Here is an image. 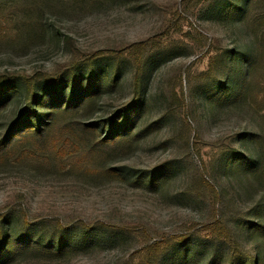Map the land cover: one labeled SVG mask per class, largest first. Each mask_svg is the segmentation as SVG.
Masks as SVG:
<instances>
[{
    "label": "rangeland",
    "instance_id": "obj_1",
    "mask_svg": "<svg viewBox=\"0 0 264 264\" xmlns=\"http://www.w3.org/2000/svg\"><path fill=\"white\" fill-rule=\"evenodd\" d=\"M31 1L39 26L24 21L26 1L0 0V73L15 87L0 109V134L23 112V78L45 97L36 103L42 119L49 102L59 94L68 101L81 81L84 98L56 117L52 135L66 154L28 138L0 157L6 226L19 234L33 224L29 233L43 240L68 228L67 249L22 251L2 264H239L234 257L247 252L264 260L256 228L264 185L230 164L236 152L260 155L253 139L264 131V111L237 96L258 50L253 22L264 0ZM90 77L95 94L86 97ZM125 108L131 134L84 154L90 138L81 126L107 134L106 120H120ZM65 120L74 140L65 139ZM151 173L154 185L128 177ZM212 240L220 243L209 248Z\"/></svg>",
    "mask_w": 264,
    "mask_h": 264
},
{
    "label": "trees",
    "instance_id": "obj_2",
    "mask_svg": "<svg viewBox=\"0 0 264 264\" xmlns=\"http://www.w3.org/2000/svg\"><path fill=\"white\" fill-rule=\"evenodd\" d=\"M24 1H26L24 2V5L27 6L26 9L28 10V15L26 19H24V21L30 23V18H36V25L39 26L40 22L37 17H35L37 16V13L39 11L38 8L34 9L35 2L31 0ZM252 2L253 0H249L247 6H249ZM237 7L240 8L239 5L237 6L231 4L229 8H227V10L231 9L232 11V9L234 10ZM243 10L244 13L247 12L246 9ZM240 11L242 12V9H240ZM253 26L255 28L254 30L256 34V40H258V50L256 55H254L250 59L251 61L247 71L248 75L244 83L240 87L237 98L239 100L240 97L244 96V98L249 101L248 103L253 106L256 111L261 112L264 111V11L258 13V15L255 17ZM22 80L24 81V86H26V93L24 96L25 107L21 116H19L16 121L11 122L6 131L0 134V157L11 156L18 149V144L23 139L28 138H31V140L34 141L38 146H40L42 150L47 148L46 144H51L55 153H57L58 155L66 154V152L68 151V147L61 145L59 146L60 139L52 135L53 128L56 127L59 123V119H56V117H59L61 113L68 111L73 106L72 100L74 98H79L78 93L80 90L82 91L83 88L82 81L74 88L71 87V89H73V92L70 94L71 97L68 101H64L63 95L59 94L58 101L56 100V103H53L52 101L49 102V104L51 105V112L47 114L48 119H42L40 118V114L38 113L39 111L36 103L44 101L45 97L43 98L39 94H37V86H35L36 83L34 84L33 82H31L29 78H23ZM50 81L58 88L57 79H51ZM13 82L14 81L10 82V78L7 75L0 73V109H3L7 98H9L10 93L15 88L12 85ZM93 82V78L90 77L85 89L86 97L95 94V92H92L93 88L95 87L92 84ZM252 85H255V87H251ZM59 92L60 89L57 90L56 93ZM83 98V95H81L79 101H81ZM134 104L135 103H132V106ZM123 111L124 115H122L120 120L116 116H112L111 118H108L106 120L107 125L104 124V126L106 129H108L107 134L98 132V129L93 125L81 124L82 137L85 136L90 138L89 144H87L88 148L84 150V154H88V152H100L105 148L111 146L117 147L122 139L131 134L130 130H127V108H125ZM62 125L63 128L69 129V132H72V129H74V125L71 124V121L65 120ZM67 137L69 138V141L77 138L75 135H73V132L69 133V135H67L65 139H67ZM253 141L256 142V144L260 147L259 157L257 159H252L243 152H236L233 155V160L230 164L231 168L234 169L239 167L244 168L245 174L248 179H252L263 186L264 131L262 130L261 133L257 134L254 137ZM102 170L110 177L120 178L123 175L122 169L120 171L118 169L117 171L112 167H103ZM128 177L131 178L130 181L133 184L140 185H154V183H156L155 181H157L155 178L157 176L154 173H151L150 175H128ZM200 181L204 186L213 188V186L204 177H202V180L200 179ZM215 194L217 193L215 192ZM7 217L8 215H5L2 212L0 213V264L5 261H9L19 253H22V251L37 250L41 253L44 252L55 254L62 253V251L67 249L68 242L64 239V233L68 232V228H60L51 238L43 240L46 239L43 235L38 236L29 233V229H32L31 226L33 225H30L29 223L22 224L21 233L12 234L13 230L6 226ZM24 222H26V220H24ZM252 224L256 225V223ZM106 228L110 231V233L113 234H117L124 230L123 228L112 229L108 226ZM256 228H258V230L260 229L263 232L264 236V224L259 223L256 225ZM85 231H87L86 233L92 232L93 228L89 229V227H87V229L85 228ZM183 239H186V237H183ZM218 243H220V241H217V243H215L212 240V243H210V245H207L210 248V246L212 247ZM179 251L181 252V250ZM234 258L235 262H238L239 264H264V260L262 259L261 254L253 256L251 253L247 252L246 254H244V256H238Z\"/></svg>",
    "mask_w": 264,
    "mask_h": 264
}]
</instances>
